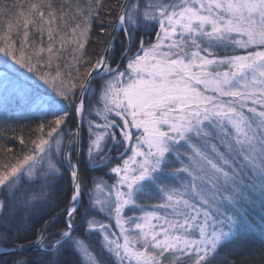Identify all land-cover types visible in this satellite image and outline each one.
I'll return each mask as SVG.
<instances>
[{"label": "snow or ice", "instance_id": "1", "mask_svg": "<svg viewBox=\"0 0 264 264\" xmlns=\"http://www.w3.org/2000/svg\"><path fill=\"white\" fill-rule=\"evenodd\" d=\"M16 120L0 264L264 251V0H0V126Z\"/></svg>", "mask_w": 264, "mask_h": 264}, {"label": "trees", "instance_id": "2", "mask_svg": "<svg viewBox=\"0 0 264 264\" xmlns=\"http://www.w3.org/2000/svg\"><path fill=\"white\" fill-rule=\"evenodd\" d=\"M11 3V0H9ZM23 2V0H21ZM147 37V36H146ZM152 37V36H148ZM96 37L93 36L91 47L95 48L97 51L100 50L99 45L96 44ZM13 109L15 105L12 106ZM29 126V122L25 120H16L9 123L7 128L0 126V146L7 144L8 147H12L15 150L19 151L20 145L18 140L15 139V136L19 133L21 127L27 128ZM15 128L17 131L13 132L12 129ZM236 260L239 264L240 261H243L244 264H264V251H262L258 244L251 246L249 249L237 255Z\"/></svg>", "mask_w": 264, "mask_h": 264}, {"label": "rangeland", "instance_id": "3", "mask_svg": "<svg viewBox=\"0 0 264 264\" xmlns=\"http://www.w3.org/2000/svg\"><path fill=\"white\" fill-rule=\"evenodd\" d=\"M145 39H152V40H154L155 39V37L154 36H152V37H145Z\"/></svg>", "mask_w": 264, "mask_h": 264}]
</instances>
